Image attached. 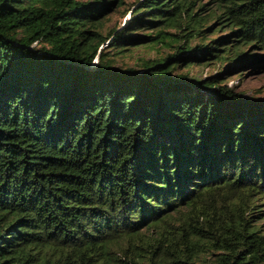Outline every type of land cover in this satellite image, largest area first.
<instances>
[{"label": "trees", "instance_id": "obj_1", "mask_svg": "<svg viewBox=\"0 0 264 264\" xmlns=\"http://www.w3.org/2000/svg\"><path fill=\"white\" fill-rule=\"evenodd\" d=\"M123 2L0 0V264H264V98L179 73L264 51V0H135L103 34ZM138 46L167 52L116 66Z\"/></svg>", "mask_w": 264, "mask_h": 264}, {"label": "rangeland", "instance_id": "obj_2", "mask_svg": "<svg viewBox=\"0 0 264 264\" xmlns=\"http://www.w3.org/2000/svg\"><path fill=\"white\" fill-rule=\"evenodd\" d=\"M123 4L117 8L113 13L103 19V24L100 28L101 32L105 34V32L112 27L121 28L124 26L130 19V12L133 8V3L135 0H123ZM196 3L203 5L198 16L204 15L207 16L211 13V11L216 10V0H196ZM132 6V7H131ZM129 8H131L129 10ZM128 9V10H127ZM211 20L208 21V23ZM169 31L174 32L175 29L168 28ZM149 31H139L138 34L147 33ZM225 31H219L214 33L208 37L214 38L216 35L224 34ZM211 33V32H209ZM208 33V34H209ZM109 40H106L103 44V50L105 52L111 53V50L108 49ZM108 45V46H107ZM249 61H245L246 63L242 65H237L235 68L227 69L228 64L227 61L219 62L212 60V63H203L201 65H191L187 66L183 69H180L179 73H187L194 78H205L209 75H213L216 72L224 73L223 76H228L226 79V84L230 86L233 90L238 91L243 94L244 97L251 99H261L264 98V71L259 68L253 67V62L261 61L264 58V51L261 49H254V47H246ZM167 50L161 46L159 48L153 47H132L130 51L123 52L120 55L116 56V66L117 67H139L141 58H149L154 56H161L165 54ZM252 56V57H251ZM241 73V74H237ZM250 205L256 204L252 211L253 219L257 220V223L262 226V230H264V198L254 197L250 199ZM202 221V219L200 220Z\"/></svg>", "mask_w": 264, "mask_h": 264}]
</instances>
